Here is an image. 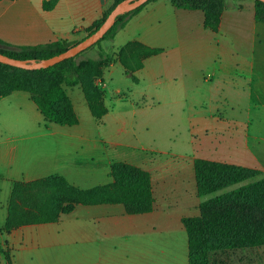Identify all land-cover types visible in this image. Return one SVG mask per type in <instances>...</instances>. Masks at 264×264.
I'll return each mask as SVG.
<instances>
[{
    "label": "crops",
    "instance_id": "0c3cea01",
    "mask_svg": "<svg viewBox=\"0 0 264 264\" xmlns=\"http://www.w3.org/2000/svg\"><path fill=\"white\" fill-rule=\"evenodd\" d=\"M42 3L0 1V49L76 42L112 0H58L50 11ZM203 23L202 11L154 0L101 42L92 55L115 57L131 42L162 52L144 61L137 83L119 63L108 65L99 80L107 109L100 122L78 86L82 97L75 99L73 87H64L78 117L72 127L45 123L27 93L0 98L2 225L14 182L58 175L86 190L110 184L113 163L149 173L154 199L146 214H127L122 205L76 206L57 223L0 235L12 264H188L181 220L234 187L198 197L194 162L264 177V24L250 0H229L215 32ZM220 261L264 264V247L228 251Z\"/></svg>",
    "mask_w": 264,
    "mask_h": 264
},
{
    "label": "trees",
    "instance_id": "16d2710c",
    "mask_svg": "<svg viewBox=\"0 0 264 264\" xmlns=\"http://www.w3.org/2000/svg\"><path fill=\"white\" fill-rule=\"evenodd\" d=\"M122 1L112 0L111 6L104 10L102 16L76 42L56 41L16 48L8 46L7 49H0V54L18 60L35 61L59 55L94 33L112 9ZM153 1L148 0L139 8L118 16L100 41L74 58L34 71L0 64V98L13 92L27 93L45 123L72 127L78 124V117L64 87L78 86L92 118L100 122L107 109L104 105L105 93L96 81H99L108 65L112 62L119 63L125 74L137 83L135 73L143 68L144 61L160 54L162 50L131 42L121 48L115 57L103 54L102 51L96 56L83 54L93 52L101 42L113 39L131 17ZM168 1L177 9L202 11L204 28L213 32L217 31L221 14L227 10L226 0ZM250 1L254 5L255 20L264 24V3ZM57 2L58 0H43L42 8L50 11ZM193 168L198 197L239 186L203 201L197 207V216L181 220L187 235L188 264H211V256L216 253L264 247V177L249 182L260 175V172L205 160H196ZM109 177L112 180L110 184L86 190L71 185L58 175L30 182H14L0 232L9 235L20 227L57 223L76 206L122 205L130 215L146 214L153 210L149 173L129 164L113 163L109 169ZM2 260L6 264H12L9 250L0 244V264Z\"/></svg>",
    "mask_w": 264,
    "mask_h": 264
},
{
    "label": "water",
    "instance_id": "95a60500",
    "mask_svg": "<svg viewBox=\"0 0 264 264\" xmlns=\"http://www.w3.org/2000/svg\"><path fill=\"white\" fill-rule=\"evenodd\" d=\"M257 1L264 3V0H257ZM146 2H148V0H123L122 2L118 3L109 13V15L101 24V26L94 33L84 38L77 44L71 46L63 53H60L59 55L41 61H35V60H18L0 54V64L17 69L34 71V70L46 69L66 59L74 58L78 54L91 48L98 41H100L103 38V36L113 26L118 16L131 12L139 8L140 6L144 5Z\"/></svg>",
    "mask_w": 264,
    "mask_h": 264
},
{
    "label": "rangeland",
    "instance_id": "374dc122",
    "mask_svg": "<svg viewBox=\"0 0 264 264\" xmlns=\"http://www.w3.org/2000/svg\"><path fill=\"white\" fill-rule=\"evenodd\" d=\"M229 3V0H226L225 1V4H228ZM96 50V49H95ZM83 55H87V56H94V55H92L91 54V51H89V52H87V53H85V54H83ZM98 80H100V78L98 79ZM97 82V81H96ZM130 81H128V83H129ZM133 82V81H132ZM98 83V82H97ZM134 83V82H133ZM99 86V88H100V85H98ZM68 91H69V94L71 95V97H72V99H75V97L77 98L78 96H81L82 97V95H81V92H80V90L77 88V87H73V88H70V89H68ZM261 178H263L262 176H260V175H258L257 177H255V178H253V179H251L249 182H252V181H255V180H259V179H261ZM237 187V186H236ZM235 186L233 187V189L234 188H236ZM2 225V223H0V226ZM3 226V225H2ZM1 228V227H0ZM18 229V228H17ZM16 229V230H17ZM16 230H14V231H16ZM0 235L1 236H7L6 234H3V233H1L0 232ZM10 235V234H9ZM1 242V241H0ZM4 248H6L7 250H9V252H10V255H11V259H12V250L8 247V245H7V243H5V244H1ZM254 249V248H253ZM225 254H226V252L225 253H216V254H213L212 256H211V264H222V263H220L221 261V257H225ZM1 264H6V262H4L3 260H2V262H1Z\"/></svg>",
    "mask_w": 264,
    "mask_h": 264
},
{
    "label": "built area",
    "instance_id": "2783aa9c",
    "mask_svg": "<svg viewBox=\"0 0 264 264\" xmlns=\"http://www.w3.org/2000/svg\"><path fill=\"white\" fill-rule=\"evenodd\" d=\"M98 82V83H97ZM96 83L99 85V81H97Z\"/></svg>",
    "mask_w": 264,
    "mask_h": 264
}]
</instances>
